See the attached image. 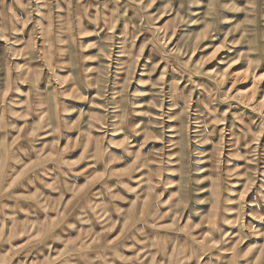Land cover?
Segmentation results:
<instances>
[{
	"label": "rangeland",
	"instance_id": "1",
	"mask_svg": "<svg viewBox=\"0 0 264 264\" xmlns=\"http://www.w3.org/2000/svg\"><path fill=\"white\" fill-rule=\"evenodd\" d=\"M0 264H264V0H0Z\"/></svg>",
	"mask_w": 264,
	"mask_h": 264
}]
</instances>
